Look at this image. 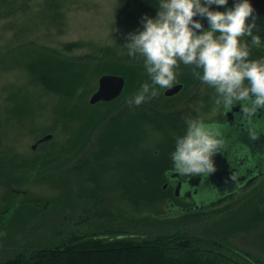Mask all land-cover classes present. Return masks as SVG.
I'll return each instance as SVG.
<instances>
[{"label":"rangeland","instance_id":"obj_1","mask_svg":"<svg viewBox=\"0 0 264 264\" xmlns=\"http://www.w3.org/2000/svg\"><path fill=\"white\" fill-rule=\"evenodd\" d=\"M156 12V0H0V211L7 210L0 214V233L22 202L37 206L33 199L67 200L71 194L77 199L98 192L97 207L135 219L181 216L168 206L171 198L175 206L192 208L164 188L175 137L196 107L209 118L223 112L215 109L214 90L183 63L176 84L185 87L178 96L167 97L166 89L141 105L127 104L148 79L143 59L127 55V33L143 27L145 13ZM259 57L264 47L253 46L250 58ZM105 74L127 75L126 93L114 103L90 105ZM47 135L52 139L34 150ZM159 176V183L152 181ZM129 181L140 184L139 195L122 196L116 189ZM147 182L156 183L155 193ZM246 196L255 201L246 198L232 213L223 211ZM216 212L221 226L251 229L233 237V246L264 259V176L194 215L214 219ZM242 217L258 227H243Z\"/></svg>","mask_w":264,"mask_h":264},{"label":"clouds","instance_id":"obj_2","mask_svg":"<svg viewBox=\"0 0 264 264\" xmlns=\"http://www.w3.org/2000/svg\"><path fill=\"white\" fill-rule=\"evenodd\" d=\"M156 5L154 16L141 18L143 27L127 33V55L142 58L148 74L127 104L141 105L172 88L183 63L214 90L215 109L227 113L241 105V122L258 137L264 132V117L257 116L264 109V57H250L253 46L264 47V38L253 31L258 14L252 0L231 5L229 0H156ZM195 112L184 117L185 129L175 137L172 171L207 176L216 170L214 155L225 146L229 124L209 118L200 107Z\"/></svg>","mask_w":264,"mask_h":264},{"label":"trees","instance_id":"obj_3","mask_svg":"<svg viewBox=\"0 0 264 264\" xmlns=\"http://www.w3.org/2000/svg\"><path fill=\"white\" fill-rule=\"evenodd\" d=\"M160 177L152 181L159 183ZM124 185L116 188L122 196L139 195L140 184L129 181ZM148 185L155 193L156 183ZM94 193H80L77 199L71 194L59 201L33 199L37 206L22 202L16 219L1 236L0 264H264L262 257L233 246V237L251 229L240 232L224 223L221 226L217 215L221 210L214 219L210 214L198 217L195 212H182L174 218L135 219L113 215L115 208L97 207L102 197ZM248 197L223 211L232 213L234 206ZM247 200L255 201L252 197ZM242 220L246 223L243 227L257 225ZM13 223L18 226L15 232L11 231Z\"/></svg>","mask_w":264,"mask_h":264},{"label":"flooded vegetation","instance_id":"obj_4","mask_svg":"<svg viewBox=\"0 0 264 264\" xmlns=\"http://www.w3.org/2000/svg\"><path fill=\"white\" fill-rule=\"evenodd\" d=\"M175 85H183V88L178 94L170 98L178 96L185 87L183 83ZM233 111H236V113L231 114V117L223 112L222 117L216 118L229 124L228 131L225 133V146L219 151V175L221 177V179L219 178L220 182L217 180L219 201L211 205L209 201L212 200L215 187L207 184L205 186V184L199 182L207 178L208 175H180L172 171L171 165L164 173V177L168 181L164 188L166 191H170V194L173 193L176 200H181L184 204H190L192 208L185 209L184 207L175 206L172 198L168 202L169 207L181 210V212L203 211L236 197L264 176V132L256 138L251 137L249 131L241 122L243 116L241 105H235ZM238 113L240 114L239 117L237 116ZM257 116L264 117V109H261ZM194 184L198 187L193 189Z\"/></svg>","mask_w":264,"mask_h":264},{"label":"water","instance_id":"obj_5","mask_svg":"<svg viewBox=\"0 0 264 264\" xmlns=\"http://www.w3.org/2000/svg\"><path fill=\"white\" fill-rule=\"evenodd\" d=\"M254 7L256 9V14H258V18H257V27L254 28V32H258L263 38H264V0H252ZM234 0H229V4H233ZM214 8L219 7L221 10H224L227 6H217V5H213ZM204 19V23H205V27H208V21L207 18H203ZM251 19V18H250ZM126 84H127V80L124 76L121 75H115V74H105L103 76L100 77L99 79V88L98 90L93 94V96L90 99V105H97L101 102H112L116 99H118L119 97L122 96V94L125 91L126 88ZM183 88V85H175L172 86V88L168 89L165 92V95L167 97H171L174 96L176 94H178ZM236 113V111H233V109L229 112H227V114H229V116L231 117V114ZM226 131H228V129H225V133ZM52 135H47L44 138H42L41 140H39V142L33 146V149L35 150L37 148L38 145L48 142L52 139ZM214 159L216 162V170L210 174H208L207 178H205L203 181H199L202 184H206L212 187H215L214 189V195L212 197V200L209 201L211 203V205H213V203H217L219 201L220 196L217 194L218 190H217V180H219V182L221 181V177L219 175V152L215 153L214 155ZM220 178V179H219ZM193 189L198 187V185L192 186ZM219 193V192H218ZM178 196V195H177ZM200 204V203H199Z\"/></svg>","mask_w":264,"mask_h":264},{"label":"bare ground","instance_id":"obj_6","mask_svg":"<svg viewBox=\"0 0 264 264\" xmlns=\"http://www.w3.org/2000/svg\"><path fill=\"white\" fill-rule=\"evenodd\" d=\"M99 81V80H98ZM48 90V89H47ZM48 91H50V90H48ZM62 121V120H61ZM165 175V174H164ZM171 204V203H170ZM172 206V205H171ZM196 208V207H195Z\"/></svg>","mask_w":264,"mask_h":264}]
</instances>
